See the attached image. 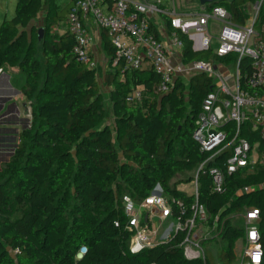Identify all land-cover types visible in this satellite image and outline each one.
I'll use <instances>...</instances> for the list:
<instances>
[{"label": "trees", "instance_id": "trees-1", "mask_svg": "<svg viewBox=\"0 0 264 264\" xmlns=\"http://www.w3.org/2000/svg\"><path fill=\"white\" fill-rule=\"evenodd\" d=\"M257 0L218 1L231 13L236 25L246 24L248 5ZM67 7L51 9L49 0H18L16 14L0 26V68L25 74L24 89L35 103L32 123L20 131L10 160L0 168V264H202L185 258L180 231L169 242L130 251L131 231L121 203L127 193L143 200L159 183L167 196L183 201L185 217L194 193L177 186L191 182L205 154L192 133L203 98L215 83L204 72L187 82L175 79L167 93L156 90L159 77L151 65L125 68L114 62V46L106 39V51L114 63L106 73L115 125H104L107 107L103 102L97 68L76 59L75 39L65 24ZM42 12H47L43 39V64L28 41L26 29ZM65 26L63 32L56 28ZM152 31L158 36L153 23ZM254 28L264 38V0ZM182 59L219 60L236 65L238 53L218 56L215 48L196 50L186 33ZM242 84L253 73L249 58L240 63ZM143 101L128 103L134 89ZM264 91V85L261 87ZM250 140H264L251 132ZM186 175L171 182L176 174ZM264 181V164L254 171L228 176L226 190L212 192L211 177L200 173L199 199L208 211L209 224L217 214L220 233L203 240L207 264H238L237 240L244 231L234 215L247 206L260 208L259 232L264 264V187L237 193L244 184ZM174 215L180 211L173 207ZM119 224L116 225V222ZM222 225V229L220 228ZM220 241L217 255L207 245ZM82 246L87 251L78 257Z\"/></svg>", "mask_w": 264, "mask_h": 264}, {"label": "built area", "instance_id": "built-area-1", "mask_svg": "<svg viewBox=\"0 0 264 264\" xmlns=\"http://www.w3.org/2000/svg\"><path fill=\"white\" fill-rule=\"evenodd\" d=\"M262 1L251 4L249 18L244 25L234 24L230 11L219 4L211 8L199 5L196 10L180 13L172 0L168 7H164L160 0L72 1L65 24L74 36L73 51L78 61L95 67L89 51L92 36L86 26V20L91 17L107 32L114 46L115 63L123 61L125 68L137 69L148 61L153 66L159 77L156 85L158 92H169L180 72L190 75L204 72L215 83L203 98L192 133L205 157L198 164L192 181L195 199L189 206L191 215L185 217L187 208L183 201L167 196L159 183L141 201L125 193L121 203L127 217L126 227L131 231V252L167 243L183 231L185 237L180 245L185 258L207 264L203 240L220 233L217 221L221 213L217 214L212 225L209 224L207 207L199 199L200 173L207 172L210 175L212 192L222 193L226 190L228 176L245 170L254 171L258 164H264V147L261 150L260 142H252L249 135L257 132L264 140V91L261 90L264 85V38L254 28ZM155 13L169 17L170 46L182 49L180 33L189 35L196 50L208 49L217 39L215 53L220 57L231 52L238 53L236 65L229 64L233 67L229 70L223 63L225 68L213 60L205 59L175 66L166 42L152 31L151 17ZM211 21L221 23L217 36L210 30ZM243 58H249L253 67V73L246 79L247 86L242 84L240 63ZM143 96V91L137 88L128 93L126 100L128 103H141ZM257 187H264V181L244 184L237 188V193H247ZM174 205L180 211L176 216ZM152 216L157 220L153 221ZM241 217L244 234L238 264H259L262 258L258 224L260 208L247 206L241 211ZM171 218L177 219L174 231L173 223H170L160 236V225L170 222ZM118 224L119 221L116 222ZM163 238L167 242L162 241ZM86 251V246H82L77 256H83Z\"/></svg>", "mask_w": 264, "mask_h": 264}, {"label": "crops", "instance_id": "crops-1", "mask_svg": "<svg viewBox=\"0 0 264 264\" xmlns=\"http://www.w3.org/2000/svg\"><path fill=\"white\" fill-rule=\"evenodd\" d=\"M72 1L73 0H49V3L51 5L52 11H54L56 8H62L66 6L67 7L66 16H67L70 6L72 5ZM160 1L162 2V5L164 7H168L171 2V0H160ZM199 5L201 4L199 3L196 7L187 8L183 12L196 10L198 9ZM250 7L251 4L248 5V8ZM45 14L47 15L48 13L45 12ZM163 17L165 20H163ZM151 22L153 23V27L155 28V31L157 32L158 36L166 42L170 50V58L172 60V63L175 66H184L185 62L182 59V49L180 50L174 48L169 44V38H168V33L170 31L169 17L165 14L155 13L151 17ZM213 22H218V21H213ZM86 26L92 36V42L89 46L90 54H92L93 57H98V58L103 57L104 60H107L105 61L104 64L105 67H103V71H104L103 76H106V73L112 70L114 66V63H111L110 55L106 51L105 41L106 39H109V37L107 35V32L99 25H97L94 22L93 18L91 17L88 20H86ZM64 28L65 26L56 28V31L63 32L65 30ZM213 42H215L216 45H218L217 39H214ZM216 47H212L211 45V48H216ZM213 61L215 62V60ZM189 63L187 62V64ZM216 64L224 67V65L221 62ZM150 66L151 64L148 61H146L142 69ZM223 67L220 68L223 69ZM225 67H227L229 70L233 68L232 66L229 65H225ZM185 74H186L185 72L184 73L180 72L177 78L179 77L184 78L183 75ZM187 75L191 77L193 74L192 75L187 74ZM189 77L187 79H189ZM26 85H27V77L25 74L12 73L6 70H2V72H0V168L3 164L8 162L11 156L13 155V153L10 154V152L11 150H13L14 152L17 146L18 136L20 131H22L26 127H29L32 123V113L35 103L33 101V98H28L27 95L25 94L24 89ZM5 111H7V113L6 115H3ZM183 185L186 184L181 183L177 186V188L179 190L185 191ZM169 225H167V227ZM162 227L163 225H160L159 228L160 236L167 228L166 227L162 229Z\"/></svg>", "mask_w": 264, "mask_h": 264}, {"label": "rangeland", "instance_id": "rangeland-1", "mask_svg": "<svg viewBox=\"0 0 264 264\" xmlns=\"http://www.w3.org/2000/svg\"><path fill=\"white\" fill-rule=\"evenodd\" d=\"M173 3L175 5V8L178 11H180V13H181L184 10H186L187 8L196 7L199 4V0H173ZM17 4H18V0H0V26H1V24L5 18H11L16 14ZM250 10H251V7H250ZM45 15H46L45 12H42L40 14V16L37 19H35L30 24V26L26 29L28 41H30L33 44L35 54L41 59L42 64L44 61V59H43V39H44L45 34H46V29L44 27L45 19H46ZM163 20H165L164 17H163ZM217 23L218 22H213V21L210 22V30H211V32L216 33V36L218 35L219 29L221 27V23H218V24ZM216 46H217L216 43L213 42L212 47H216ZM193 48H194V44H193ZM90 56L95 61V67L97 68V78L99 80L101 93L103 95V102L105 103V105L107 107L108 117H107L104 125H108L113 129L114 125H115L116 116H115L114 107L111 104V101L109 99L111 87L106 84L105 76H103V73H104L103 67H105L104 64H105V61H107V60H104L103 57H99V58L93 57L92 54H90ZM215 62L219 63L220 61L216 59ZM185 64H187V62L184 63V66H185ZM183 77L185 78V81L187 82V80H188L187 78L189 76L187 74H185V75H183ZM186 176H187V174L182 175L179 173V174L174 175L170 181L171 182H177V181L181 180L182 177H186ZM183 183L186 184V185H183L186 193H190V194L193 193V191H194L193 184L191 182H183ZM240 217H241V212H238L233 217L235 222H237V221L239 222V223L237 222L238 224H240V222H241ZM152 220L156 221L157 218L152 216ZM170 223H173V231H174L176 224H177L176 218H171L170 222L167 221L163 225L162 229L166 228L167 225H169ZM162 241L167 242V239L163 238ZM220 245H221L220 241H214V240L210 241L207 245V251L209 249L212 251V253L214 255H217L218 248ZM242 249H243V244L241 242V239H239V240H237L236 247H235V251L237 253L238 259L241 256L240 253H241Z\"/></svg>", "mask_w": 264, "mask_h": 264}, {"label": "water", "instance_id": "water-1", "mask_svg": "<svg viewBox=\"0 0 264 264\" xmlns=\"http://www.w3.org/2000/svg\"><path fill=\"white\" fill-rule=\"evenodd\" d=\"M218 1H231V0H199V3L201 4V5H207V4H211V5H213L215 2H218ZM8 76V75H7ZM5 100V99H4ZM6 113H7V111H5L4 113H3V115H6ZM2 115V116H3ZM11 153H13V150H11V152H10V154Z\"/></svg>", "mask_w": 264, "mask_h": 264}]
</instances>
